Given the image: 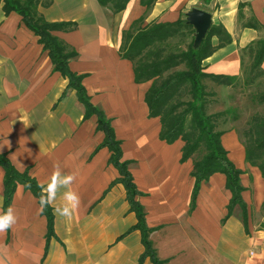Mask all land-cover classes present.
<instances>
[{"label": "crops", "instance_id": "crops-1", "mask_svg": "<svg viewBox=\"0 0 264 264\" xmlns=\"http://www.w3.org/2000/svg\"><path fill=\"white\" fill-rule=\"evenodd\" d=\"M4 4L0 0V154L37 183L46 184L57 163L75 171L73 187L81 204L71 219L51 207L54 234L47 237V216L39 211L38 198L17 183L9 206L18 219L0 233V264H153L142 257L141 231L131 230L137 216L125 187L115 182L120 175L109 161L111 151L97 149L104 133L97 129L96 115L84 118L83 104L38 36L16 11L5 13ZM192 7L210 12L212 25H222L230 36L203 60L204 71L242 77L251 61V42L264 36V0H157L148 10L140 0H130L116 14L97 0H37L36 6L46 21L64 22L52 33L75 50L69 68L84 75L91 103L110 119L121 142L157 257L164 264H264V178L245 159L236 131L222 128L221 142L243 171L246 224L239 205L228 210L231 192L221 172L201 183L190 208L192 160L180 162V139L171 144L160 139V119L149 116L145 102L151 81L136 83L132 62L121 56L124 33L134 20L173 22ZM250 20L261 27H244ZM211 41L219 42L217 36ZM4 177L0 166V211Z\"/></svg>", "mask_w": 264, "mask_h": 264}, {"label": "trees", "instance_id": "trees-1", "mask_svg": "<svg viewBox=\"0 0 264 264\" xmlns=\"http://www.w3.org/2000/svg\"><path fill=\"white\" fill-rule=\"evenodd\" d=\"M129 1L97 0L101 6L109 9L113 14L124 10ZM156 1L140 0V3L148 10ZM36 6L37 0H5L4 10L5 13L14 10L20 14L24 24L38 36V41L47 50L55 70L67 78V87L75 90L79 101L83 104L84 118L96 115L97 129L104 133V140L97 149L108 147L111 151L109 161L117 168L120 175L115 182H120L125 187L130 208L137 216V223L131 230L139 229L142 233L145 246L142 257L149 256L153 264H164L157 257L149 240V232L152 229L145 224V212L136 199L139 191L129 170L130 162L122 159L121 142L115 137L111 121L102 110L91 103L82 83L84 75L77 74L69 68V59L76 55L75 50L69 48L63 40L52 33L55 30H61L64 22L46 21L39 14ZM243 6L244 4H239V9ZM144 20V16L134 20L124 33L120 46L121 56L132 62L136 83L151 81L145 93V102L149 116H157L160 119V139L168 144L180 139L183 142L180 162L192 160L191 175L195 180L190 208H194L201 183L208 180L213 173L221 172L225 174L226 187L231 192L228 210L230 212L239 205L243 212V222L246 224L247 211L241 196L244 187L240 182L243 171L229 159L227 150L221 142L223 131L218 128L220 118L227 112L226 110L216 112L207 110L208 103L217 93L208 91L204 80L210 78L217 85L231 88L238 86L250 88L254 81L264 76L262 67L264 36L251 42L248 49L251 61L245 68L242 81H237L235 76L208 74L204 71L202 64L205 58L230 40L229 34L222 25H212L199 47L194 48V28L186 23L185 15L173 22L145 24ZM244 27L258 29L261 26L255 20H250L244 23ZM189 36L191 39L185 48H181L180 45L170 47L171 39L177 38L182 43ZM214 36L218 37L217 45L212 44L211 39ZM182 65H184L183 69H177ZM186 94L189 97L184 99ZM246 97L257 106L264 104V87L258 88L253 93L250 92ZM244 137L245 141L242 143L245 147V159L251 165L258 167L264 178V112L256 111L251 115L244 130ZM0 166L5 170L3 210L9 206L17 183L25 187V184L30 181L31 189L25 188L39 200L40 188L27 170L18 171L4 154H0ZM262 210L264 212V203ZM43 213L47 216V237H50L54 234L51 207L46 208Z\"/></svg>", "mask_w": 264, "mask_h": 264}, {"label": "rangeland", "instance_id": "rangeland-1", "mask_svg": "<svg viewBox=\"0 0 264 264\" xmlns=\"http://www.w3.org/2000/svg\"><path fill=\"white\" fill-rule=\"evenodd\" d=\"M190 39L191 37L189 36L188 38H185V40L181 43L178 41L177 38H173L170 41V47L174 48L180 45L181 48H185L186 44L190 41ZM247 66H248L247 63L245 66H243V72H242L243 75L242 77L238 78L237 81L239 80L242 81V79L244 78L245 68ZM183 68H184V65L179 66L177 69H183ZM209 79L210 78L204 80L206 89L208 91L217 92L218 96L216 95L215 97H217L218 100L216 98L215 100L216 102H215L213 101V98L212 99L210 98L212 101L208 103L207 110L210 112L226 110L227 114L224 117L220 118L218 128L220 130L222 128L223 129H227V128L234 129L237 135L239 136V139H241V141L244 142L245 141L244 130L247 127V124H248V121L250 120L251 115L256 111L260 113L264 112V104H259L257 106L256 104L251 103V99L249 100V98L246 97V95L250 94V92L253 93L258 88L264 87V76H261L256 81H254L253 85H251L250 88H247V87L243 88L242 86H238L236 88H230L226 86L224 87L222 85L218 86L217 84L215 86L214 83L211 82V80ZM188 97L189 96L186 94L184 99H187ZM150 233L151 232H149V234Z\"/></svg>", "mask_w": 264, "mask_h": 264}, {"label": "clouds", "instance_id": "clouds-1", "mask_svg": "<svg viewBox=\"0 0 264 264\" xmlns=\"http://www.w3.org/2000/svg\"><path fill=\"white\" fill-rule=\"evenodd\" d=\"M77 175L75 171H65L59 163L55 164L47 183L37 184L40 188L39 211L43 212L46 208L52 207L57 216L71 219L81 204L80 194L73 187ZM25 187L31 189V182H27ZM58 198L62 199V203H56ZM17 219V213L11 206L0 211V233L12 228Z\"/></svg>", "mask_w": 264, "mask_h": 264}, {"label": "water", "instance_id": "water-1", "mask_svg": "<svg viewBox=\"0 0 264 264\" xmlns=\"http://www.w3.org/2000/svg\"><path fill=\"white\" fill-rule=\"evenodd\" d=\"M185 19L194 28L193 47L197 48L212 25V14L202 8L192 7L185 13Z\"/></svg>", "mask_w": 264, "mask_h": 264}]
</instances>
